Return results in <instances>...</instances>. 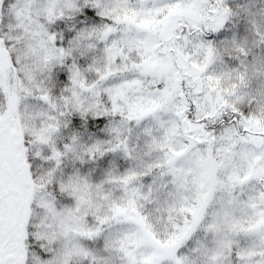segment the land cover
<instances>
[{
  "label": "snow or ice",
  "instance_id": "1",
  "mask_svg": "<svg viewBox=\"0 0 264 264\" xmlns=\"http://www.w3.org/2000/svg\"><path fill=\"white\" fill-rule=\"evenodd\" d=\"M0 264H264V0H0Z\"/></svg>",
  "mask_w": 264,
  "mask_h": 264
}]
</instances>
